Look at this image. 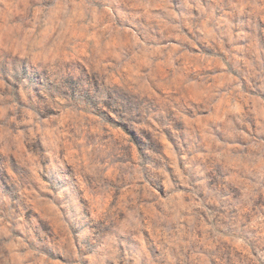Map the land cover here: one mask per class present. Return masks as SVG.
Wrapping results in <instances>:
<instances>
[{
    "label": "rangeland",
    "instance_id": "rangeland-1",
    "mask_svg": "<svg viewBox=\"0 0 264 264\" xmlns=\"http://www.w3.org/2000/svg\"><path fill=\"white\" fill-rule=\"evenodd\" d=\"M0 264H264V0H0Z\"/></svg>",
    "mask_w": 264,
    "mask_h": 264
}]
</instances>
